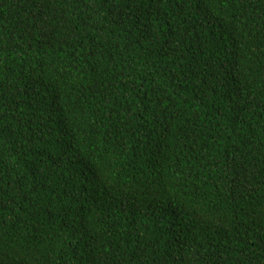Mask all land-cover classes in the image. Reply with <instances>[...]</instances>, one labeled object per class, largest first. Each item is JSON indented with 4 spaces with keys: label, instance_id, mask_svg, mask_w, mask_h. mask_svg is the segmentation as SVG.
<instances>
[{
    "label": "trees",
    "instance_id": "trees-1",
    "mask_svg": "<svg viewBox=\"0 0 264 264\" xmlns=\"http://www.w3.org/2000/svg\"><path fill=\"white\" fill-rule=\"evenodd\" d=\"M0 264H264V0H0Z\"/></svg>",
    "mask_w": 264,
    "mask_h": 264
}]
</instances>
